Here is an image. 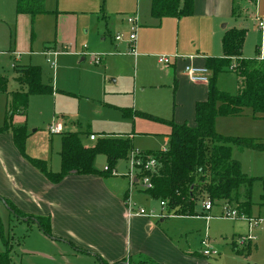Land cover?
<instances>
[{
    "label": "rangeland",
    "instance_id": "1",
    "mask_svg": "<svg viewBox=\"0 0 264 264\" xmlns=\"http://www.w3.org/2000/svg\"><path fill=\"white\" fill-rule=\"evenodd\" d=\"M44 6L47 13L36 16L30 25L28 16L16 15L15 0H0V74L7 78L6 90L0 92V127L6 122L25 129L29 157L47 161L51 171L58 172L63 133L78 132L81 143L89 147L101 135H129L134 151L152 153L166 148V121L193 125L194 98L204 93L206 97V84L191 83L184 72L186 66L204 65L200 54L193 52L196 39L186 25L184 28V20H153L147 0H45ZM136 16V27L126 24L127 18ZM248 27L244 59L254 58L259 45L250 23ZM132 32L134 53L129 50ZM116 36L120 40L115 41ZM9 48L15 49L16 57L10 56ZM45 52L53 55L45 56ZM218 52L213 57H220L219 47ZM159 58H167L168 63L159 64ZM24 65L39 67L41 83L49 85L52 92L29 95L26 109L16 113L10 94L18 88L15 68ZM239 87L235 73L217 76L219 91L236 94ZM135 111L147 116L131 117ZM243 113L217 117L215 132L264 142V118L247 109ZM55 125H60L61 133L50 134ZM232 157L244 174L254 178L251 222L238 216L233 205L226 207L236 213L233 218L220 217L222 207L218 205L203 213L204 200H198L194 207L198 218L195 214L166 217L159 200L144 193L143 178L129 184V159L118 160L107 179L128 189L136 206L161 215L156 219H164L161 228H169L171 233L167 234L182 248L199 252L200 241L206 240L218 253L209 257L214 264H264V219L259 207L264 152L233 148ZM93 166L102 171L108 165L104 156L97 155ZM132 174L139 175L135 169ZM29 224L18 221L0 201V252L8 247L10 264H56L46 253L53 252L57 244ZM249 236L250 241L243 240Z\"/></svg>",
    "mask_w": 264,
    "mask_h": 264
},
{
    "label": "trees",
    "instance_id": "2",
    "mask_svg": "<svg viewBox=\"0 0 264 264\" xmlns=\"http://www.w3.org/2000/svg\"><path fill=\"white\" fill-rule=\"evenodd\" d=\"M148 1L149 16L157 21L163 18L188 17L193 11L192 0ZM44 4L45 0H15V13L28 16L32 25L36 16L47 13ZM232 6L231 16L236 17L234 0ZM245 35L244 28L226 29L220 41L222 55L204 59L203 67L210 72V77L206 84L205 100L196 101L193 105V125L186 121L180 124L172 120L166 121L169 127L166 148L152 153H140L137 156L143 162L150 159L155 161L156 168L153 173H139L136 179L148 176L150 187L144 188V193L163 202L167 213L190 216L195 214L194 207L198 200H208L211 208L216 205H233L238 216L251 219L249 215L253 203L250 197L254 178L242 172L240 163L232 157V150L236 148L264 152V142L253 138L223 136L214 129L217 117L242 116L246 109L250 110L253 116L259 114L264 118V59L259 58V47L255 49L254 58H242ZM227 71L235 73L239 79L240 87L236 94L216 88L217 76ZM41 78L42 71L37 66L24 65L15 68L14 81L18 88L10 96L12 109L16 113L26 109L29 95L52 92L49 85L41 83ZM6 85V76L0 74V92L6 90ZM133 113L131 117L147 116L141 112ZM12 114L10 112L9 115ZM2 133H10L12 144L19 156L53 185L72 174L107 178L112 175V167L118 160L128 159L130 153L134 152L129 135H101L96 143L89 147L81 143L78 132H66L60 138V169L58 172H52L47 161L29 157L25 153L28 135L23 127L9 126L4 122L0 127V134ZM97 155L106 159V170L98 171L94 168ZM260 181L262 194L259 207L264 219V179ZM0 201L18 221L34 224L47 238L57 240L50 235L48 216L26 215L17 210L9 200L0 197ZM4 247L0 252V264H10L9 249L6 245ZM234 249L235 245L232 247V250ZM74 250L86 253L77 248ZM99 264L104 263L99 260ZM115 264L158 263L145 258L136 261L126 259Z\"/></svg>",
    "mask_w": 264,
    "mask_h": 264
},
{
    "label": "crops",
    "instance_id": "3",
    "mask_svg": "<svg viewBox=\"0 0 264 264\" xmlns=\"http://www.w3.org/2000/svg\"><path fill=\"white\" fill-rule=\"evenodd\" d=\"M192 1V14L175 20H184V28L186 25L194 35L197 44L193 45V52L200 54L203 63L206 57L219 54L218 47L222 55L220 41L226 29L244 28L247 38L249 23L259 40L256 46L259 58L264 59V27L260 31L254 25V17L264 23V0H234V6L239 8L236 17L231 16L233 0ZM8 53L17 54L11 48ZM205 98L204 93L194 98V103ZM128 191L112 178L97 175L72 174L58 184H50L19 156L10 133L0 134V197L26 215L49 217L50 235L57 239H50L57 245L53 246V252L46 253L49 261L99 264L100 260L115 264L147 258L158 264H214L199 252L186 250L172 240L168 235L170 229H164L165 232L161 228L164 219L127 217L124 199H130ZM194 216L198 218L200 214Z\"/></svg>",
    "mask_w": 264,
    "mask_h": 264
},
{
    "label": "built area",
    "instance_id": "4",
    "mask_svg": "<svg viewBox=\"0 0 264 264\" xmlns=\"http://www.w3.org/2000/svg\"><path fill=\"white\" fill-rule=\"evenodd\" d=\"M137 23H138V16H136L134 18H127L126 19V24L129 25L130 27H136ZM254 25L260 31L264 27L263 21L257 17H254ZM128 39H129V42L131 44V46L129 47V50L131 53H134V46H133V43L135 42L134 32H132L129 35ZM114 40L115 41L120 40L119 36H116ZM44 55L45 56H51V55H53V53L45 52ZM46 61L50 62L49 59H46ZM94 62L98 63L99 60L97 59ZM158 63L161 65H164V64L168 63V60H167V58H159ZM51 66H52V63H51ZM184 72H185L188 80L194 84H207L209 77H210V72L205 67H192V66L188 67V66H186L184 68ZM61 131L62 130H61L60 125H55L53 128L49 129L50 134H58V133H61ZM139 154L140 153L136 152V151L131 152L129 155V158H128L129 159L128 176H129V184L130 185H132V183H134L135 181L137 182L135 174L134 175L132 174L133 169H135V173L136 172L137 173H153L155 168H156V164H155L154 160L150 159L146 162H143L142 160L137 158V156ZM104 170H106V168H104ZM112 173H113V171H112ZM142 178H143L142 184H143L144 188H149L150 183H149L148 176H143ZM124 202H125V211H126L127 217L144 216L147 218H156V219L161 218V215H155L153 212H146L143 208H139L133 202H131L129 198L127 200H125ZM159 206L161 208V212L165 211V205L163 202H159ZM223 207L221 208L220 217L225 216V217L233 218L236 216V213L234 212V210L227 211L226 210L227 206H223ZM202 209L204 211H209L211 209V205H210V202L208 200H205L203 202ZM165 216L166 217L174 216V214L166 212ZM249 222H251V221L249 220ZM243 240H245V241L249 240L250 241V236L243 238ZM199 254L205 258L215 257L218 255V253L211 246H209V244L206 240L200 241Z\"/></svg>",
    "mask_w": 264,
    "mask_h": 264
}]
</instances>
